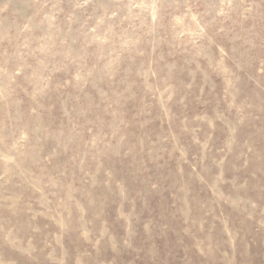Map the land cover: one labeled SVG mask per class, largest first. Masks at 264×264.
I'll list each match as a JSON object with an SVG mask.
<instances>
[{"label": "rangeland", "instance_id": "1", "mask_svg": "<svg viewBox=\"0 0 264 264\" xmlns=\"http://www.w3.org/2000/svg\"><path fill=\"white\" fill-rule=\"evenodd\" d=\"M0 264H264V0H0Z\"/></svg>", "mask_w": 264, "mask_h": 264}]
</instances>
